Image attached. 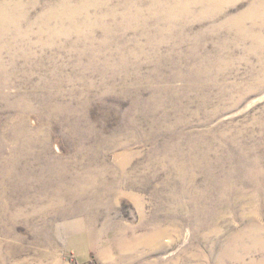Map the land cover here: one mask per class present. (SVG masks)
<instances>
[{
	"label": "rangeland",
	"instance_id": "rangeland-1",
	"mask_svg": "<svg viewBox=\"0 0 264 264\" xmlns=\"http://www.w3.org/2000/svg\"><path fill=\"white\" fill-rule=\"evenodd\" d=\"M0 6V264H264V0Z\"/></svg>",
	"mask_w": 264,
	"mask_h": 264
},
{
	"label": "bare ground",
	"instance_id": "bare-ground-1",
	"mask_svg": "<svg viewBox=\"0 0 264 264\" xmlns=\"http://www.w3.org/2000/svg\"><path fill=\"white\" fill-rule=\"evenodd\" d=\"M187 3H188V2H187ZM217 6H218V5H217ZM0 8H3V7L0 6ZM155 10H156V9H155Z\"/></svg>",
	"mask_w": 264,
	"mask_h": 264
}]
</instances>
